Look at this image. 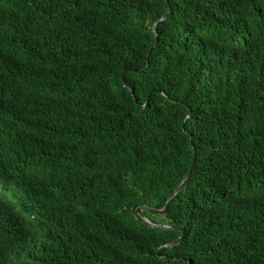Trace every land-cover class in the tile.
<instances>
[{"label": "trees", "instance_id": "1", "mask_svg": "<svg viewBox=\"0 0 264 264\" xmlns=\"http://www.w3.org/2000/svg\"><path fill=\"white\" fill-rule=\"evenodd\" d=\"M189 261L264 264V0H0V264Z\"/></svg>", "mask_w": 264, "mask_h": 264}, {"label": "water", "instance_id": "2", "mask_svg": "<svg viewBox=\"0 0 264 264\" xmlns=\"http://www.w3.org/2000/svg\"><path fill=\"white\" fill-rule=\"evenodd\" d=\"M170 14H171V12H169V13L163 15V16L161 17V19L158 20V21L156 22V24H155V31H156V32H157V24H158L160 21H162V20H166V19H168L169 16H170ZM131 70L135 71L134 69H131ZM121 80H122L123 85H124V86H125L130 92H133V89L128 85V83H127V81H126V78H125V72L121 75ZM157 92H158L159 94H162L163 96H165V97H166L167 99H169V100L176 101V100L170 98L169 96H167L162 90H157ZM150 93H151V92H150ZM150 93H149V95H150ZM148 98H149V96H148ZM139 106H140V108H145V107H146V104H143V105L139 104ZM191 116H192V112L190 111L189 114H188V116H187V118H186V120L189 119ZM191 138H192V136L190 135V139H191ZM191 143H192V145L194 146L193 141H191ZM194 150H196L195 147H194ZM196 162H197V157H196V155H195V157H194V159H193V161H192V164H191L190 168L188 169L187 173L184 175V177L182 178V180L180 181V183L178 184V186L176 187V189L174 190V192H173L172 194H170V196L168 197V200H167V202H166V204H165V206H164L163 208H159V209H158V208H154V207H151V206H149V205H146V204H143V205H134L133 208H132V211H133V214L135 215L136 219L139 220V221H141L143 224H145L146 226L151 227V228L170 229L171 226H169V225H164V224H161V223L153 222V221H152L151 219H149L148 217L142 215V214L138 211V209H139V208H142V209H144V210H146V211H148V212H150V213H154V214H162V213L167 212V211L169 210V206H170L171 200L176 196V194L182 189V187L184 186V184L189 180V178H190V176H191V174H192V172H193V170H194V168H195V166H196ZM179 230L181 231V235H180L177 239H175V240H173V241H171V242H168V243L162 245V246L159 248V251H160L161 249H163V248L175 247V246H178L179 244L182 243V241H183L184 238H185V231H184L183 228H180ZM163 256H165V255L160 254V257H163ZM168 257L171 258V259H174V258L176 259V257H174V256H168ZM189 262H190V264H192L191 261H189Z\"/></svg>", "mask_w": 264, "mask_h": 264}]
</instances>
